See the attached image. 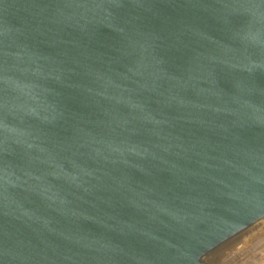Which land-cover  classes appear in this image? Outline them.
Instances as JSON below:
<instances>
[{
    "label": "water",
    "instance_id": "95a60500",
    "mask_svg": "<svg viewBox=\"0 0 264 264\" xmlns=\"http://www.w3.org/2000/svg\"><path fill=\"white\" fill-rule=\"evenodd\" d=\"M262 199L264 0H0V264H208Z\"/></svg>",
    "mask_w": 264,
    "mask_h": 264
},
{
    "label": "rangeland",
    "instance_id": "374dc122",
    "mask_svg": "<svg viewBox=\"0 0 264 264\" xmlns=\"http://www.w3.org/2000/svg\"><path fill=\"white\" fill-rule=\"evenodd\" d=\"M204 260L208 264H264V226L240 239L233 236Z\"/></svg>",
    "mask_w": 264,
    "mask_h": 264
},
{
    "label": "bare ground",
    "instance_id": "6f19581e",
    "mask_svg": "<svg viewBox=\"0 0 264 264\" xmlns=\"http://www.w3.org/2000/svg\"><path fill=\"white\" fill-rule=\"evenodd\" d=\"M262 226H264V218H262V219L256 221L255 223L251 224L250 226H248L247 228H245L244 230H242L241 232H239L235 236H237V238L240 239L241 237L245 236L246 234L254 233L255 231H258ZM213 250H215V249H213ZM213 250H211L208 254H206L204 256V259L209 260V257H210Z\"/></svg>",
    "mask_w": 264,
    "mask_h": 264
},
{
    "label": "snow or ice",
    "instance_id": "6c2138e0",
    "mask_svg": "<svg viewBox=\"0 0 264 264\" xmlns=\"http://www.w3.org/2000/svg\"><path fill=\"white\" fill-rule=\"evenodd\" d=\"M261 210H264V199L261 200Z\"/></svg>",
    "mask_w": 264,
    "mask_h": 264
}]
</instances>
